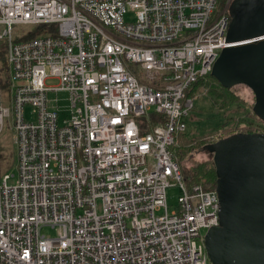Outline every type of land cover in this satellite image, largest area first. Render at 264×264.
Segmentation results:
<instances>
[{
  "label": "built area",
  "instance_id": "1",
  "mask_svg": "<svg viewBox=\"0 0 264 264\" xmlns=\"http://www.w3.org/2000/svg\"><path fill=\"white\" fill-rule=\"evenodd\" d=\"M218 1L0 0L17 169L0 180V264H212L218 196L187 185L175 149L188 89L234 46ZM41 25L55 35L23 40Z\"/></svg>",
  "mask_w": 264,
  "mask_h": 264
},
{
  "label": "water",
  "instance_id": "2",
  "mask_svg": "<svg viewBox=\"0 0 264 264\" xmlns=\"http://www.w3.org/2000/svg\"><path fill=\"white\" fill-rule=\"evenodd\" d=\"M214 74L246 84L264 120V0H234ZM217 175L219 227L204 236L212 264H264V135H235L210 146ZM208 149V150H209Z\"/></svg>",
  "mask_w": 264,
  "mask_h": 264
},
{
  "label": "trees",
  "instance_id": "3",
  "mask_svg": "<svg viewBox=\"0 0 264 264\" xmlns=\"http://www.w3.org/2000/svg\"><path fill=\"white\" fill-rule=\"evenodd\" d=\"M226 2L227 0H221L220 9L224 8L223 5H225ZM228 16L231 21V16L229 14ZM46 27L47 26L43 25L34 27L26 33L23 40L32 39L46 33L55 35L53 28L46 29ZM15 41L18 42L19 39H15ZM0 62L3 64L1 70L6 69L8 72L5 42H1L0 44ZM8 85L9 83H7V79L0 77V91L5 92ZM238 86H244L251 91L253 95L252 102L246 101L236 92L235 88ZM197 94L206 95L214 105L215 110L218 113L223 114V116L238 115L246 117V120L239 121L237 124H231L228 127L221 126L216 131L199 136L193 135L190 131L191 126L189 125L193 124L194 121H197L194 114H192L189 117L190 123L187 126L186 132L181 134L178 138V147L175 149V157L187 185L189 187L198 185L204 191H214L216 189L217 175L212 155L206 160H200L197 161V163L191 164L190 167L184 166V163L190 162L189 159L194 158L193 156H196L198 152H203L209 149L210 146L215 143L214 139H216V141H221L239 134L264 135V120L255 109L256 101L252 90L243 83L230 85L229 83L224 82L214 74V70L212 74L198 80L187 91V96L192 98L197 97ZM151 117L153 119L160 118V120L163 118L162 116L155 114L151 115ZM151 125H155V121H153L150 126ZM14 153L15 151H13V156L15 155ZM14 157L16 160V155ZM2 161L4 160L0 154V163ZM8 170L9 169H6L4 172H0V180Z\"/></svg>",
  "mask_w": 264,
  "mask_h": 264
},
{
  "label": "rangeland",
  "instance_id": "4",
  "mask_svg": "<svg viewBox=\"0 0 264 264\" xmlns=\"http://www.w3.org/2000/svg\"><path fill=\"white\" fill-rule=\"evenodd\" d=\"M232 1L233 0H227L226 3L228 2L230 3ZM220 4H221V0L218 1L217 12H220L222 10L220 9L221 7ZM132 19H133L132 14H128L125 18L126 21H131ZM23 29L24 28L15 27L13 28V33L16 35L20 33V31H22ZM221 53L222 52H220V54ZM2 67H3V64L0 62V70L2 69ZM0 77L6 78L7 83H8V72L6 71V69L1 70ZM47 85L56 86V82L49 81ZM235 90L246 101L252 102L253 95L249 89H247L244 86H238L235 88ZM3 94H5V97L9 96V86H7V89L5 90V92H3ZM60 96L64 98L63 94H60ZM193 102H194V110L192 114H194V117L197 119V121H194L193 124L189 125L191 126L190 131L193 133V135H199V136L204 135L209 132L216 131L221 126L228 127L231 124H237L239 121L246 120L245 116H238V115H224L223 116V114L218 113L215 110L214 105L208 99L206 95L197 94V97L193 99ZM3 105L5 106V108L11 109L10 105L7 104L6 102H4ZM61 105L65 106L66 102L62 101ZM25 111H26L27 120H30V113L32 111L31 108L26 107ZM189 123L190 121H188V124ZM214 141L216 142V139H214ZM13 151H15V146L13 144V133H12L10 124L9 126L7 124V126H5L3 132L0 135V154L2 155L3 160H4L0 163V172H4L6 169H9L7 171V175L14 176V178H12L9 181V184H13L15 182L16 175H17V169H16L15 157H14L15 155L13 156ZM211 155L213 156V152L210 149L209 150L207 149L203 152H198L196 156H193L194 158L189 159L190 162L184 163V166L190 167L191 164L197 163V161H200V160L202 161L206 160ZM166 193H167L168 210L170 211L174 209L175 206L177 205V198L179 196V190L177 187L171 186L166 190ZM41 233L42 235L47 236V237H51V238L56 237V233L51 230L42 229ZM202 234L205 235L206 232L203 231Z\"/></svg>",
  "mask_w": 264,
  "mask_h": 264
},
{
  "label": "flooded vegetation",
  "instance_id": "5",
  "mask_svg": "<svg viewBox=\"0 0 264 264\" xmlns=\"http://www.w3.org/2000/svg\"><path fill=\"white\" fill-rule=\"evenodd\" d=\"M233 2H234V0L232 1V2H230V4H229V6H228V10H227V12H228V14L230 15V7H231V5L233 4ZM220 57V56H219ZM219 59V58H218ZM216 142H218V141H216ZM215 142V143H216ZM211 150V149H210ZM213 156H214V153H213Z\"/></svg>",
  "mask_w": 264,
  "mask_h": 264
}]
</instances>
